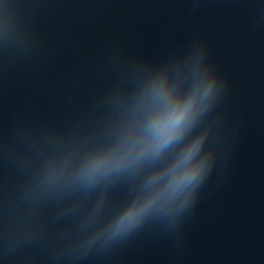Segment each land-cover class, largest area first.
<instances>
[{
	"label": "water",
	"instance_id": "1",
	"mask_svg": "<svg viewBox=\"0 0 264 264\" xmlns=\"http://www.w3.org/2000/svg\"><path fill=\"white\" fill-rule=\"evenodd\" d=\"M13 2L22 39L0 45V208L26 180L31 138L98 128L128 64L200 43L226 90L213 112L221 154L181 223H149L72 261L56 254L70 217L52 204L45 231L7 245L0 220V264H264V0Z\"/></svg>",
	"mask_w": 264,
	"mask_h": 264
},
{
	"label": "clouds",
	"instance_id": "2",
	"mask_svg": "<svg viewBox=\"0 0 264 264\" xmlns=\"http://www.w3.org/2000/svg\"><path fill=\"white\" fill-rule=\"evenodd\" d=\"M21 9L0 0V45L22 39ZM225 90L200 43L163 61L128 64L98 128L31 138L22 152L26 180L0 208L5 244L45 231L43 212L52 204L70 217L59 229L56 254L72 261L149 223H181L222 151L213 112Z\"/></svg>",
	"mask_w": 264,
	"mask_h": 264
}]
</instances>
